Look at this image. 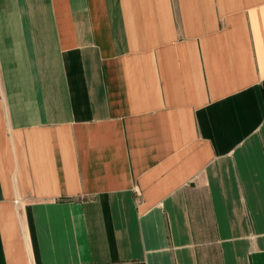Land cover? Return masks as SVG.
Instances as JSON below:
<instances>
[{"label": "crops", "instance_id": "0c3cea01", "mask_svg": "<svg viewBox=\"0 0 264 264\" xmlns=\"http://www.w3.org/2000/svg\"><path fill=\"white\" fill-rule=\"evenodd\" d=\"M0 264H264V0H0Z\"/></svg>", "mask_w": 264, "mask_h": 264}]
</instances>
